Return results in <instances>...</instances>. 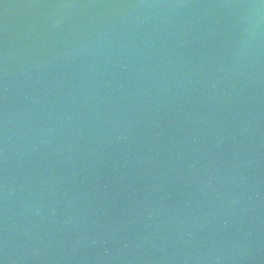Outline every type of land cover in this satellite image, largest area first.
Returning <instances> with one entry per match:
<instances>
[{
	"label": "water",
	"instance_id": "obj_1",
	"mask_svg": "<svg viewBox=\"0 0 264 264\" xmlns=\"http://www.w3.org/2000/svg\"><path fill=\"white\" fill-rule=\"evenodd\" d=\"M0 264H264V0H0Z\"/></svg>",
	"mask_w": 264,
	"mask_h": 264
}]
</instances>
